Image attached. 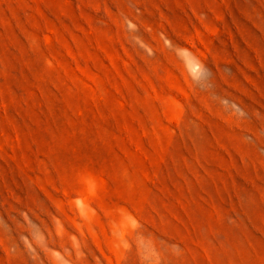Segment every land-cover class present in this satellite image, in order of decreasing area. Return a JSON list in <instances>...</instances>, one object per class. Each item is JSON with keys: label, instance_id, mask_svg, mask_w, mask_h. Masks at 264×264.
I'll return each mask as SVG.
<instances>
[{"label": "rangeland", "instance_id": "obj_1", "mask_svg": "<svg viewBox=\"0 0 264 264\" xmlns=\"http://www.w3.org/2000/svg\"><path fill=\"white\" fill-rule=\"evenodd\" d=\"M0 264H264V0H0Z\"/></svg>", "mask_w": 264, "mask_h": 264}]
</instances>
